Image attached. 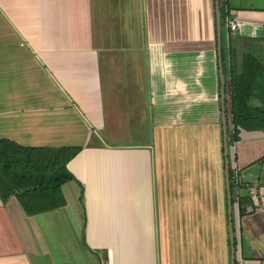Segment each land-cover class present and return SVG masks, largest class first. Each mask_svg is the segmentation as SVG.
I'll return each mask as SVG.
<instances>
[{
  "label": "crops",
  "instance_id": "1",
  "mask_svg": "<svg viewBox=\"0 0 264 264\" xmlns=\"http://www.w3.org/2000/svg\"><path fill=\"white\" fill-rule=\"evenodd\" d=\"M225 8L222 59L233 128V71L245 78L249 57L264 67V0H227ZM229 19L239 22L237 30ZM137 47L146 52L158 121L153 157L148 147L125 142L120 148L115 138L95 147L87 134L84 143H73L63 121L51 127L49 115L64 112L63 103L52 109L47 102L52 93L45 91V73L70 88L102 127L110 78L105 80L101 65L111 67L113 60L96 52L118 58L121 51L125 58ZM219 59L216 0H0V139L24 146H82L68 167L93 185L91 192L96 186L101 193L113 192L120 173L115 213L120 222L114 221V231L120 234L124 227L138 250L129 249L117 264H231ZM251 104L262 101L253 95ZM164 111L172 121L162 125ZM206 120L207 127L197 125ZM235 145L241 181L260 198L253 212L242 217L236 212L238 263L264 264V129H242ZM179 146L193 163L190 182L161 187V176L171 179ZM18 200L14 194L5 202L0 193V264H55L45 235L33 228L45 212L29 215ZM65 201L58 208L68 207ZM105 259L96 263L98 257L89 253L63 264H113L107 249Z\"/></svg>",
  "mask_w": 264,
  "mask_h": 264
},
{
  "label": "rangeland",
  "instance_id": "2",
  "mask_svg": "<svg viewBox=\"0 0 264 264\" xmlns=\"http://www.w3.org/2000/svg\"><path fill=\"white\" fill-rule=\"evenodd\" d=\"M140 1L144 2V0ZM96 53L98 56L106 54L113 60L111 67H107L104 63L101 65V71L106 75L105 80H107V76L110 78L108 83L110 88L108 91H104L108 92L107 109H109L108 112L102 111L104 125L101 127L94 123L93 120L96 117L94 115L91 117L88 113L89 110L80 105L70 88L61 82V84H56V82L54 84L46 77L45 73V91L52 93V96L47 98V102L50 103L52 109L55 106L61 107L63 103L62 111L64 113L55 109L56 112L49 115L51 127L56 122L63 121L66 124L65 127L71 128L67 132L72 136L70 138H72L73 143H84L86 138L82 136L87 134L93 135L89 143H97L93 145L95 147L105 145L102 139L106 140V144H113L112 138H115L119 139V143L115 144H120V148L122 144H126L125 142L132 147H148L153 157L155 145L152 138L154 132L158 131V121L151 91L152 81L148 71V60L145 58L146 52L137 47V49H130L125 58L120 57L124 56L121 51H116L118 58H114L112 54L106 51L103 53L102 50ZM102 59V57L97 58V63L100 64ZM165 111L162 115V125L164 122L171 123L172 121L170 113H165ZM120 116L121 120L118 125L116 121ZM197 125H206L207 127V120ZM109 126L112 128H108ZM161 148L163 152V146ZM236 149V145H233L231 150L234 153ZM177 150L180 155L175 163L176 169L169 168L173 171L171 179L161 176V187L190 182L186 177L193 163L188 162L184 146L177 147ZM101 168L103 171L104 168L100 166L99 169L101 170ZM118 175L113 192L110 189L104 193H101V186L94 187L93 189L96 191L91 192L93 185L91 186L90 182L86 184L79 176L74 175V180H69L62 185L61 193L64 199L68 201L69 206L65 209L57 208L52 212L45 211V214L39 216L38 223L40 226H33V228L40 230L45 235L46 245L51 247L52 253L57 259L54 261L55 264L79 262V259L82 258L83 260L85 255H89V253H94L98 257L99 260L96 263L105 262L106 249L108 255L111 254L112 256L113 264H117L126 251L130 249L134 253L138 250V244L130 241L124 227H120V234L114 231L116 229L114 221H117L115 220L116 207L120 202V194L117 189L121 186V175L120 173ZM18 202L17 206L22 207L20 200ZM256 204H260V198L259 203ZM118 212L121 214L120 211ZM96 219H100L102 223L98 224ZM150 229L151 226H147L148 233L151 234ZM198 244L195 245V261ZM151 252L152 250L149 254Z\"/></svg>",
  "mask_w": 264,
  "mask_h": 264
},
{
  "label": "trees",
  "instance_id": "3",
  "mask_svg": "<svg viewBox=\"0 0 264 264\" xmlns=\"http://www.w3.org/2000/svg\"><path fill=\"white\" fill-rule=\"evenodd\" d=\"M220 2L224 21L227 0ZM248 59L249 73L245 78L238 72L232 73L230 99L233 126L229 127L231 188L235 212L241 217L253 212L256 206L249 187L241 181L231 149L240 139L242 129H264V67L257 59ZM253 95L260 98L261 106L251 104ZM81 149L75 145L24 146L10 139H0V193L3 200L6 202L12 195H17L29 215L64 205L62 185L74 178L68 163ZM236 264H239L238 259Z\"/></svg>",
  "mask_w": 264,
  "mask_h": 264
},
{
  "label": "water",
  "instance_id": "4",
  "mask_svg": "<svg viewBox=\"0 0 264 264\" xmlns=\"http://www.w3.org/2000/svg\"><path fill=\"white\" fill-rule=\"evenodd\" d=\"M217 10V24H218V41H219V64H220V78H221V102H222V121H223V134H224V155H225V173H226V188L228 197V229L230 235L231 245V264H236L238 259V245H237V233L235 227V204L233 203V193L231 188V154L229 144V125L228 116L226 110V79L224 72V64L222 59V14H221V2L216 0Z\"/></svg>",
  "mask_w": 264,
  "mask_h": 264
},
{
  "label": "built area",
  "instance_id": "5",
  "mask_svg": "<svg viewBox=\"0 0 264 264\" xmlns=\"http://www.w3.org/2000/svg\"><path fill=\"white\" fill-rule=\"evenodd\" d=\"M228 22H229L230 28L232 30H237L238 29L239 22L237 20L229 19ZM249 190H250V193H251V196H252L254 202L255 203H259V195H258L257 191L253 187L249 188Z\"/></svg>",
  "mask_w": 264,
  "mask_h": 264
}]
</instances>
